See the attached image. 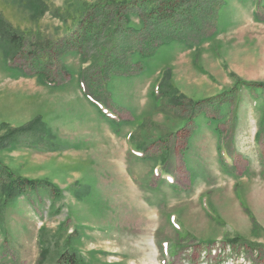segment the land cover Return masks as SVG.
I'll return each instance as SVG.
<instances>
[{"label":"rangeland","instance_id":"1","mask_svg":"<svg viewBox=\"0 0 264 264\" xmlns=\"http://www.w3.org/2000/svg\"><path fill=\"white\" fill-rule=\"evenodd\" d=\"M27 1L0 0L6 30L59 43L90 16L104 19L101 8L135 0H43L41 17ZM163 1L153 0V14ZM217 1L213 21L175 3L189 15L181 40L130 69L106 57L123 74L106 85L101 56L64 57L71 79L53 89L9 70L0 44V139L40 118L60 146L0 150L11 180L42 184L9 206L0 191V264H61L73 254L82 264H264V0ZM143 9L128 16L142 31L138 45L149 42ZM101 35L92 42L115 45ZM115 40L123 44L122 33ZM167 70L181 107L158 89Z\"/></svg>","mask_w":264,"mask_h":264},{"label":"trees","instance_id":"2","mask_svg":"<svg viewBox=\"0 0 264 264\" xmlns=\"http://www.w3.org/2000/svg\"><path fill=\"white\" fill-rule=\"evenodd\" d=\"M152 2L153 0H135L129 5L124 4L118 8H111L106 12L101 8V13H106L107 15L104 19H98L101 16L100 12L97 14L98 17L90 16L88 23L81 27L82 32L80 31V33L66 36V39L59 43H39L37 40L21 36L10 29L6 30L7 26L0 18V44L3 45L8 56L6 59V67L9 70L16 71L23 78H36L41 85L57 89L66 85L71 79V74L65 66L64 57L76 53V55L80 56L82 62L86 63L101 56L102 59L99 62L102 65V68L99 70L100 76H110L103 82V85H106L112 81V79L120 78L123 75L115 73L117 68L120 67L119 65L117 66L115 64V66L112 67L108 65V59L110 57H122V60L117 63L125 64L126 69H130V67L137 66L139 62L151 58L161 47L181 40V30L189 24L183 21L185 18H188L189 15L185 14L182 10H180V12L176 11L177 8L175 7V3L179 2L178 5L181 6L182 2H192L195 4L194 9L197 11V16L195 17H206L211 21L218 16L219 11L223 7L217 0H204V2H207L206 4H201L200 0H164L163 13L155 15L153 14L154 9H151ZM25 6L30 9L36 17H41L44 13L42 9L43 0H29L26 2ZM143 6L144 9L139 17L143 22V27L147 30L149 42L145 45H138L134 39L138 38V35L140 32L142 33V31L135 30L128 26L130 21L128 16L133 17L136 15L134 11H138L140 7L143 8ZM125 7H129L126 11H132L131 14L134 15L123 12L122 9ZM168 10H172L173 13L166 15V13H169ZM120 11L122 14H120ZM109 15L111 18H109ZM113 15L123 16L124 19H128L122 25L112 26L114 22ZM172 19H174L173 22H171ZM105 31L110 33L111 42L115 45H101L100 39L98 44L92 42L93 37L90 35H97L104 40L101 34H103V32L105 33ZM116 32H120L124 36L123 44L116 43ZM161 40L165 42H160ZM155 42L160 43V47L154 44ZM17 57L22 61L21 66L13 65ZM135 57L139 59L137 62L133 61ZM55 71L56 73H54ZM86 71H84V73H86ZM136 73L139 74L140 71L134 72V74ZM81 77L84 80L86 79L83 74ZM169 80L170 73L167 70L160 81L158 89L164 97H168L170 93H174V96L172 95L170 99L172 102L171 104L175 107H181L184 96L175 94L177 91L173 85L169 84ZM89 83L94 86L97 81H95V78H91ZM83 92L86 98L87 96H90L94 100L100 98L95 94L90 95L89 93L92 91L89 89L84 88ZM49 135V130L44 128V123L38 118L24 129L12 131L3 136L0 139V150H13L19 147H28L35 150L53 151L60 146L56 145L51 139L48 140ZM6 174L5 168L0 167V179H4ZM7 175V183L0 184V191L4 196L5 205L9 206L19 198H24L28 201V196L36 194L42 187L40 182L21 178L11 180L12 175ZM48 185H50L49 187H51V190L53 189L55 191L54 195L58 196V190L55 186L52 184ZM5 192L6 194H4ZM60 263L82 264L74 254L62 256Z\"/></svg>","mask_w":264,"mask_h":264}]
</instances>
